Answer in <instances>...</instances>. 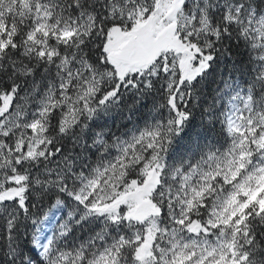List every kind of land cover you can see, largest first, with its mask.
Here are the masks:
<instances>
[{"label": "snow or ice", "instance_id": "snow-or-ice-1", "mask_svg": "<svg viewBox=\"0 0 264 264\" xmlns=\"http://www.w3.org/2000/svg\"><path fill=\"white\" fill-rule=\"evenodd\" d=\"M0 264H264V0H0Z\"/></svg>", "mask_w": 264, "mask_h": 264}]
</instances>
